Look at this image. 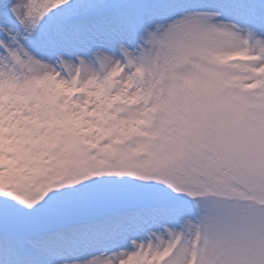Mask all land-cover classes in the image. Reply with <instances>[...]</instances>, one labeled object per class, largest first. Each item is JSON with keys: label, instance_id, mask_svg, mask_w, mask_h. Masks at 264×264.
I'll return each mask as SVG.
<instances>
[{"label": "snow or ice", "instance_id": "6c2138e0", "mask_svg": "<svg viewBox=\"0 0 264 264\" xmlns=\"http://www.w3.org/2000/svg\"><path fill=\"white\" fill-rule=\"evenodd\" d=\"M0 264H264V0H0Z\"/></svg>", "mask_w": 264, "mask_h": 264}]
</instances>
